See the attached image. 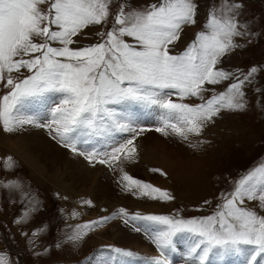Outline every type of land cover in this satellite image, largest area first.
<instances>
[{"label":"snow or ice","instance_id":"obj_1","mask_svg":"<svg viewBox=\"0 0 264 264\" xmlns=\"http://www.w3.org/2000/svg\"><path fill=\"white\" fill-rule=\"evenodd\" d=\"M110 3L111 0H0V82L6 80L3 86L9 89L0 96V125L5 132L35 124L48 129L52 139L90 163L102 155L104 158L98 163L109 164L110 160H119L120 153L124 159L134 158V137L119 146L113 145L110 152H98L95 147L85 152L79 145L111 139L116 133H135L138 122L134 109L158 111L157 132L168 135L170 129L172 134L188 140L190 134L200 135L205 124L222 110L245 108L242 88L257 69L251 68L239 79L216 67L221 57L240 47L232 39L244 35L235 17L236 9L241 7L239 3L224 6L222 15L210 10L195 40L175 55L169 46L179 41L183 26L196 23L198 5L193 0H156L143 9L131 11L121 4L112 28L96 34L101 38L99 42L70 48L76 42L73 37L82 34L85 28L107 22ZM38 37L41 42H37ZM125 37L132 38V42ZM53 42L62 47L52 46ZM22 69L30 75L23 78L11 75L21 73ZM229 79L235 82L228 85L226 92L213 95L204 103L190 105L171 99L173 95L180 100L202 98V92L207 90L205 85ZM50 97L55 99L47 105L49 115L45 122L37 123L28 109L44 105ZM121 179L127 182L122 187L129 191L135 186L144 190L143 195H149L150 190L159 193L160 198L170 199L167 192L127 173ZM253 200L264 208V165L237 181L230 197L210 216L183 219L136 215L131 220L149 221L157 226L151 231L145 229L160 253L152 264H173L170 253L175 251L173 238L177 234H186L190 240L184 264H206L210 255L236 254H246L247 264H261L264 216L243 206ZM84 203L91 205V201ZM119 213L127 216L124 209ZM108 219L86 222L83 228L77 226L80 230L68 239L77 241L82 238L83 229ZM135 231L140 232L141 228L136 227ZM106 251L114 257L134 255L110 246ZM112 258L104 260L100 256L98 264L100 261L111 264ZM0 264H6L3 254Z\"/></svg>","mask_w":264,"mask_h":264},{"label":"rangeland","instance_id":"obj_2","mask_svg":"<svg viewBox=\"0 0 264 264\" xmlns=\"http://www.w3.org/2000/svg\"><path fill=\"white\" fill-rule=\"evenodd\" d=\"M155 2L111 0V15L107 22L88 26L82 34L73 37L76 42L69 47L79 49L99 42L101 38L96 34L112 28L115 13L121 4L131 11ZM193 2L198 5L196 23L183 26L179 41L169 46L171 54L182 52L195 40L210 10L214 9L217 15H222L224 6L239 3L241 7L236 9L235 17L244 35L232 39L240 47L221 57L216 67L239 79H243L251 68L257 69L242 88L245 108L222 110L205 124L200 135L190 134L188 140L172 134L170 129L168 135L157 132L155 129L160 126L158 111L153 113L150 109H134L138 122L135 133H116L111 139L79 145L85 152L93 147L98 152H110L113 145L119 146L134 137V158L124 159V154L120 153V159L110 160L109 164L98 163L99 159L104 158L102 155L90 163L84 156L52 139L44 127L26 124L15 131L5 132L0 125V254L5 257L6 264H87V259L96 253L97 258L101 255L104 259L114 257L113 253L106 251L109 246L132 252L134 255L129 258L134 260L142 256L152 260L149 254L139 251L134 245L140 241L149 245L152 253H157L149 238V231L157 226L149 221H133L132 216L164 215L183 219L210 216L218 205L230 197L237 181L250 170L264 165V0ZM41 7L47 8L46 5ZM125 39L132 42L130 37ZM36 40L41 42L39 37ZM52 46L62 47L55 42ZM11 75L23 78L30 73L22 69L21 73ZM234 82V79H229L217 85H205L207 90L202 92V98L186 97L180 100L173 95L171 99L177 103L201 104L213 95L226 92L228 85ZM4 83L6 80L0 82V96L9 91L3 86ZM54 99L50 97L45 102L43 116L28 111L35 115L37 123L45 122L44 118L49 115L47 105L52 104ZM32 142H36L37 151L42 147L48 154L47 160L37 162L35 168L32 162L26 163L19 157L25 151L21 150L23 145ZM35 149L32 150L33 155L37 154ZM199 151L207 156L204 165L201 160H194ZM155 155H163L167 165L158 161ZM79 161L81 166L78 165ZM193 167L197 168L196 173L199 172L201 177L196 178L195 183L184 184L183 181L190 180L188 178L194 171L189 168ZM124 173L167 192L170 199L160 198L159 193H151L150 190H147L149 195H143L144 190L135 186L131 191L127 190L122 187L127 183L121 179ZM179 173L187 178L180 179ZM153 196L156 198L153 199ZM84 201H91V205ZM243 206L264 216V208L257 200L246 201ZM120 209H124L127 216H122ZM103 217H109L111 221L108 219L102 224L83 229L84 234L77 241L68 239L74 231L80 230L77 226L83 228L86 222L98 221ZM126 219L129 220L127 224ZM136 227H140L141 231H135ZM178 237L189 241L186 234H177L173 238L175 251L181 249L175 245ZM170 259L173 264L178 262L174 263L173 252Z\"/></svg>","mask_w":264,"mask_h":264},{"label":"bare ground","instance_id":"obj_3","mask_svg":"<svg viewBox=\"0 0 264 264\" xmlns=\"http://www.w3.org/2000/svg\"><path fill=\"white\" fill-rule=\"evenodd\" d=\"M45 105V104H44ZM44 105H40V106H37V105H33L30 109H28V111H33V113H36L40 116H43L45 114V107ZM43 106V107H42ZM155 111H153L154 113ZM150 115H151V112H150ZM158 115H159V112H158ZM35 135V133H32ZM32 136V135H31ZM36 136V135H35ZM39 136V135H38ZM43 137V136H42ZM42 137H40L39 139L42 141ZM36 138V137H35ZM37 140V139H35ZM33 141V140H32ZM38 142V141H37ZM40 143V142H39ZM36 145V142H32V143H28V144H25L23 145V148L21 150H25L23 151L22 153V156H19L21 157V159L26 162V163H29L32 162L33 164L32 167H36L38 164L37 162L39 161H45L47 160V152L41 147V151L40 150H36L35 149V146ZM15 146V145H14ZM17 146V145H16ZM22 146V145H21ZM94 146V145H93ZM39 147V146H38ZM44 147V145H43ZM92 147V146H91ZM205 148H207V146H205ZM37 151V154L36 155H33L34 153H32V150ZM38 149V148H37ZM19 152V154L21 153L19 150H17ZM152 152V151H151ZM154 152V151H153ZM49 153V151H48ZM48 155V154H47ZM150 155V154H149ZM151 156V155H150ZM149 156V158H150ZM156 159H158V161H162V163L164 165H167L164 163V161H167L166 158L163 157V155H155L154 156ZM190 157V156H189ZM194 157V156H193ZM54 158V157H53ZM154 158V159H155ZM207 158L206 155H202L201 152L199 151V154L197 155V157L194 159V160H201V162L203 163L204 165V160ZM155 159V160H156ZM189 159H192L191 157ZM148 160V159H147ZM153 160V159H152ZM154 161V160H153ZM183 163V162H182ZM28 164V165H29ZM196 164H200L201 163H195ZM79 166H81V162L79 161L78 163ZM163 165V166H164ZM189 165V164H188ZM165 167V166H164ZM168 169H169V165L167 166ZM171 167V166H170ZM180 167V165L178 166ZM199 168V167H198ZM196 167H193V168H189L190 171H194L193 174L188 178L190 180H186V181H183V183H188V184H192L193 182L195 183V179L198 178V177H201L200 174L196 173ZM167 170V168H166ZM168 171V170H167ZM181 171V170H180ZM170 172V171H169ZM178 173V172H177ZM196 173V174H195ZM180 174V173H179ZM178 174V175H179ZM198 174V175H197ZM174 175V174H173ZM175 176V175H174ZM180 179H186L187 177H184V175L180 174ZM175 179V178H173ZM180 182V181H179ZM111 221V219H109ZM134 244V243H133ZM188 244H190V240L189 241H184V239L182 237H178L176 240H175V245L179 246L181 249H179L180 251H175L173 252V255H174V263L176 261H178L179 263H183L184 264V260H183V257L187 254V251H188ZM139 251L145 253V254H149L153 260V258H156V257H159L160 256V253L157 252V253H152L150 251V247L149 245L147 244H144L140 241H137L134 245ZM98 253L92 255L91 257H89L86 261L87 264H98ZM102 256V255H101ZM105 256V255H104ZM246 254H236V255H225V256H219V255H210V258L209 260L206 262V264H247V261H248V256L245 257ZM106 257V256H105ZM109 258H106L104 260H107ZM152 260H148L146 259L144 256H142L141 258H139L138 260H134L133 258H122V257H115L113 261H111L112 264H152ZM175 263V264H179V263ZM100 264H103L100 262ZM261 264H264V261L261 262Z\"/></svg>","mask_w":264,"mask_h":264}]
</instances>
